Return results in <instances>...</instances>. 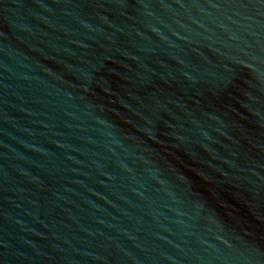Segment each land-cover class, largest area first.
I'll return each instance as SVG.
<instances>
[{
    "label": "water",
    "instance_id": "1",
    "mask_svg": "<svg viewBox=\"0 0 264 264\" xmlns=\"http://www.w3.org/2000/svg\"><path fill=\"white\" fill-rule=\"evenodd\" d=\"M0 264H264V0H0Z\"/></svg>",
    "mask_w": 264,
    "mask_h": 264
}]
</instances>
